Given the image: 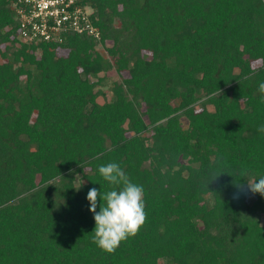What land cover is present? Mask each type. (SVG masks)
<instances>
[{
    "label": "trees",
    "instance_id": "16d2710c",
    "mask_svg": "<svg viewBox=\"0 0 264 264\" xmlns=\"http://www.w3.org/2000/svg\"><path fill=\"white\" fill-rule=\"evenodd\" d=\"M16 1L0 0V264H264V195L240 176H264V0H77L99 37L51 43L20 39ZM109 162L146 205L114 253L87 200Z\"/></svg>",
    "mask_w": 264,
    "mask_h": 264
},
{
    "label": "clouds",
    "instance_id": "9594fccd",
    "mask_svg": "<svg viewBox=\"0 0 264 264\" xmlns=\"http://www.w3.org/2000/svg\"><path fill=\"white\" fill-rule=\"evenodd\" d=\"M258 90L264 102V82L259 83ZM257 130L264 133V125H260ZM98 171L111 188L101 191L94 187L87 194L95 220L92 242L103 251L114 253L121 242L135 237L145 224V190L143 185L134 183L117 162L102 164ZM223 173L227 172L213 173L212 181ZM240 176L247 181L251 192L264 195V176L252 179L247 170L241 171Z\"/></svg>",
    "mask_w": 264,
    "mask_h": 264
},
{
    "label": "built area",
    "instance_id": "2783aa9c",
    "mask_svg": "<svg viewBox=\"0 0 264 264\" xmlns=\"http://www.w3.org/2000/svg\"><path fill=\"white\" fill-rule=\"evenodd\" d=\"M13 7L19 20L18 35L25 43L61 42L73 32L99 37L90 21L93 10L77 0H17Z\"/></svg>",
    "mask_w": 264,
    "mask_h": 264
},
{
    "label": "rangeland",
    "instance_id": "374dc122",
    "mask_svg": "<svg viewBox=\"0 0 264 264\" xmlns=\"http://www.w3.org/2000/svg\"><path fill=\"white\" fill-rule=\"evenodd\" d=\"M90 10H91V9H90ZM91 11H92V10H91ZM98 49L106 55V53L103 51V48H102L101 46H99ZM116 77H117V76H116L114 73H112V75H111V77H110L111 81L114 80V79H116ZM108 88H109V87H105V88H104V90H106L105 92H108V91H109ZM109 98H112V96L109 95ZM182 124H183V127H184V128H187V127H188V121H187L185 118L182 119ZM262 218H263V219H262V223H263V225H264V215H263Z\"/></svg>",
    "mask_w": 264,
    "mask_h": 264
}]
</instances>
